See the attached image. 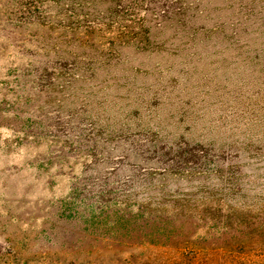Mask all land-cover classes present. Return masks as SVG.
Here are the masks:
<instances>
[{"label":"rangeland","instance_id":"rangeland-1","mask_svg":"<svg viewBox=\"0 0 264 264\" xmlns=\"http://www.w3.org/2000/svg\"><path fill=\"white\" fill-rule=\"evenodd\" d=\"M0 264H264V0H0Z\"/></svg>","mask_w":264,"mask_h":264},{"label":"trees","instance_id":"trees-1","mask_svg":"<svg viewBox=\"0 0 264 264\" xmlns=\"http://www.w3.org/2000/svg\"><path fill=\"white\" fill-rule=\"evenodd\" d=\"M111 1V3L114 1V0H110ZM118 2H120L121 0H117ZM125 1V0H124ZM128 1V0H127ZM113 5H116V4H113ZM147 11V10H146ZM148 12V11H147ZM148 17V15H146V18L142 21L144 24H146V22H147V18ZM250 149V147H248V148H246V150L248 151Z\"/></svg>","mask_w":264,"mask_h":264}]
</instances>
